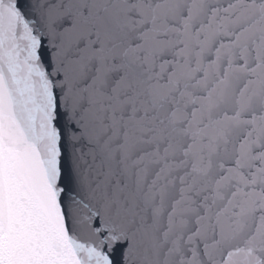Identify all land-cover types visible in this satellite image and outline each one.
Returning <instances> with one entry per match:
<instances>
[{
    "label": "snow or ice",
    "instance_id": "1",
    "mask_svg": "<svg viewBox=\"0 0 264 264\" xmlns=\"http://www.w3.org/2000/svg\"><path fill=\"white\" fill-rule=\"evenodd\" d=\"M0 264H264V0H0Z\"/></svg>",
    "mask_w": 264,
    "mask_h": 264
}]
</instances>
